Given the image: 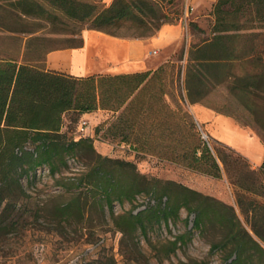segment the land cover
<instances>
[{"label":"trees","instance_id":"1","mask_svg":"<svg viewBox=\"0 0 264 264\" xmlns=\"http://www.w3.org/2000/svg\"><path fill=\"white\" fill-rule=\"evenodd\" d=\"M1 1L20 16L46 12L39 0ZM46 1L67 17L86 23L88 29L115 36L149 37L164 24L180 19L166 10L170 0H112L109 4ZM213 6L215 18L208 36L189 50L184 70L186 97L190 103L203 104L212 88L223 84L255 116L259 100L264 99V48L259 47V33L253 31L251 22L264 19V0H216ZM124 25L130 32L121 31ZM193 27L204 32L196 23ZM58 48L63 47L48 52ZM45 60L41 55L24 56L22 61L14 57L0 59V242L6 243L13 235L25 232L23 223L30 217L38 222L36 229L40 231L63 235L69 229L89 230L96 212L106 224L109 217L112 228L120 234L122 261L138 264L144 260L148 264L141 236L152 249L157 248L148 235L149 226L176 220L185 208L188 217L194 215L193 229L202 232L216 227L221 231L222 238L211 245L212 251L222 252L220 264H264V202L252 199L251 208L247 209L239 195L238 203L250 227L247 228L234 206L177 181L141 173L132 160L97 152L94 142L102 130L100 125L95 128L96 136L79 138L69 136L64 129L67 116L76 123L84 113L121 110L107 134L122 135V141L137 151L145 148L151 154L180 157L187 166L207 174L221 176L222 163L230 177L231 165L222 149L214 146L212 150L203 142L190 141L187 130L192 132L195 123L179 102L173 107L167 105L162 141L153 136L157 126L153 124L146 129L148 136L144 139L136 135L142 127L139 117L152 108L145 107L138 96L164 64L142 72L74 76L47 69ZM237 62L247 65L241 73L234 71ZM182 71L180 66L178 75ZM215 110L246 125L234 112ZM71 159L84 167L70 176L65 172L71 171ZM39 168L59 175L62 193H47L41 198L40 189L33 182ZM258 169L264 174V161ZM235 183L246 191H254L239 179ZM142 193L152 195L155 203L138 211L135 205L123 212L114 211L116 202L133 203ZM187 234L161 242L160 259L176 253L187 242ZM180 263L203 264L195 259Z\"/></svg>","mask_w":264,"mask_h":264},{"label":"rangeland","instance_id":"2","mask_svg":"<svg viewBox=\"0 0 264 264\" xmlns=\"http://www.w3.org/2000/svg\"><path fill=\"white\" fill-rule=\"evenodd\" d=\"M39 1L44 5L46 12L20 16L16 14V9L12 11L8 5L3 4V1L0 0V59L14 57L22 61L24 56L31 58L35 55H41L45 58L51 48L83 45L87 24L67 17L46 0ZM81 1H91L98 4L104 2L103 0ZM170 1L166 2L165 8L169 12H173L178 19L180 17L175 23H179L183 19V37L165 49L163 56L167 57V60L163 63V70L152 81L148 82L146 88L138 96V101L144 103L145 107L150 108L152 106V108L139 117L138 123L142 127L138 129L136 135H140L144 139L143 137L148 136L146 129L153 124L157 125L153 136L156 141H162L161 138H165L164 121L168 113L167 105L173 107L179 102L195 123L192 132L187 130L190 141L195 144L203 142L212 150L214 146L222 149L231 165L230 177L224 171L222 163H220L221 176L207 174L187 166L180 157L167 158L158 152L151 154L145 148L142 151H137L133 146L122 141V135L107 134L108 128L117 121L116 117L121 110L114 113L101 109L102 120L94 126L90 119H85L88 124L84 130L79 129L81 118L78 122L73 123L67 116L64 129L68 131L69 136L79 138L80 136L92 135V133L96 136L95 128L100 125L102 130L94 142L97 152L114 158L132 160L137 164L141 173L177 181L205 195L230 204L234 206L245 226L250 228L238 203L239 195L244 208L247 209L251 208L252 199L264 202V174L260 173L259 169L254 167L253 163L245 157L246 155L242 152L245 149L242 146L238 145V148L235 146L236 148L233 149L211 136L206 126L192 112L191 103L187 99L184 89V70L188 62L189 50L192 45L200 43L202 39L208 36L210 26L215 18L214 6L209 8L205 4V0L202 2L203 7L201 8H196L191 0ZM36 11H38L37 8ZM193 23H196L204 32L195 29ZM251 23L255 26L253 31L259 33V36H256L259 47L264 48V19L255 18ZM120 29L124 33L130 32L127 25ZM93 51L97 63L105 59L104 52L99 45L94 44ZM182 53L183 58L180 59ZM180 66L183 67V71L178 75ZM245 67L247 65L237 62L234 71L241 73ZM180 96H183L184 99ZM203 104L213 109L234 112L240 121L246 123V125L240 124L251 133L258 135L264 142V99L259 100L258 114L251 116L234 95L229 93L226 86L221 84L212 88L210 95ZM242 143L246 145L243 141ZM104 145H107L105 150H103ZM70 164L71 171L65 172L66 175L70 176L75 175L79 168L84 167L81 162L73 159L70 160ZM253 170L254 172H251ZM58 177L59 175H51L47 168L37 170L33 182L35 187L40 189L41 198L47 193L58 194L63 192L58 184ZM236 179H239L244 185L252 187L254 191L244 190L235 183ZM23 181L25 184L27 183L25 177ZM65 196H69V194L66 193ZM153 203L155 201L152 195L142 193L136 196L133 203L119 204L116 202L114 211L116 213L123 212L131 209L134 205L136 206L135 211H138ZM187 217V210L182 208L180 216L176 220L171 219L168 223L162 221L149 226L148 235L157 245V248L152 249L143 236L140 240L148 264H181V261H188L189 259H195L203 262V264L221 263L222 252L211 250L213 242L222 238L221 231L216 227L202 232L195 230L192 228L194 215L188 217V222L186 221ZM107 222L109 224H106L101 216L94 212L93 221L90 223L92 227L89 230L87 228L83 231L69 229L67 233L61 235L56 232L36 229L39 227L38 222L30 217L23 223L27 227L25 232L13 235L6 243L0 242V264H125L119 253L120 234L112 228L109 217H107ZM187 232V242L180 246L170 258L160 259L163 255L161 242L174 239L176 235ZM138 264H146V262L143 260Z\"/></svg>","mask_w":264,"mask_h":264},{"label":"crops","instance_id":"3","mask_svg":"<svg viewBox=\"0 0 264 264\" xmlns=\"http://www.w3.org/2000/svg\"><path fill=\"white\" fill-rule=\"evenodd\" d=\"M103 1L109 4L112 0ZM203 1L191 0L196 8L203 7ZM215 2L216 0H205L209 8ZM84 36L81 46L63 47L47 52L45 67L74 76L134 73L156 69L167 60V57L163 56L165 49L183 37V23L181 20L179 23L164 24L156 34L149 37H121L88 28ZM94 44L99 45L104 52L105 59L102 62L97 63L94 59ZM191 110L214 139L233 149L238 148V145L242 146L245 149L242 152L254 167L259 168L262 165L264 142L258 135L244 128L234 117L217 112L202 103H191ZM102 117L101 109L81 115V119H90L94 126ZM242 141L246 145H243ZM106 148L107 145H104L103 150Z\"/></svg>","mask_w":264,"mask_h":264},{"label":"built area","instance_id":"4","mask_svg":"<svg viewBox=\"0 0 264 264\" xmlns=\"http://www.w3.org/2000/svg\"><path fill=\"white\" fill-rule=\"evenodd\" d=\"M181 20H183V19H181ZM87 124H88V122L85 119H81L79 129L84 130ZM123 146H124V144H123Z\"/></svg>","mask_w":264,"mask_h":264},{"label":"bare ground","instance_id":"5","mask_svg":"<svg viewBox=\"0 0 264 264\" xmlns=\"http://www.w3.org/2000/svg\"><path fill=\"white\" fill-rule=\"evenodd\" d=\"M104 44V43H103Z\"/></svg>","mask_w":264,"mask_h":264}]
</instances>
